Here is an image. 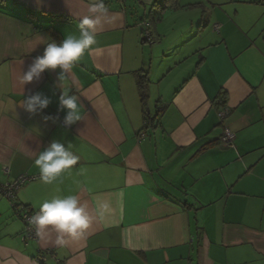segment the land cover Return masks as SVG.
I'll use <instances>...</instances> for the list:
<instances>
[{"label": "crops", "instance_id": "crops-1", "mask_svg": "<svg viewBox=\"0 0 264 264\" xmlns=\"http://www.w3.org/2000/svg\"><path fill=\"white\" fill-rule=\"evenodd\" d=\"M155 1L0 0V183L40 176L34 160L60 142L77 164L52 184L27 182L13 205L38 211L76 195L92 217L78 239L59 244L45 231L22 241L25 227L0 196V264H34L46 251L54 258L42 264H264V5L179 0L161 14ZM100 2L107 14L92 49L62 77L57 68L25 83L44 47L78 35ZM150 11L153 44L142 41ZM144 74L155 118L147 129ZM65 87L83 117L69 127L58 110ZM37 92L51 102L29 113L24 100ZM224 130L235 135L232 147L220 144Z\"/></svg>", "mask_w": 264, "mask_h": 264}, {"label": "clouds", "instance_id": "clouds-1", "mask_svg": "<svg viewBox=\"0 0 264 264\" xmlns=\"http://www.w3.org/2000/svg\"><path fill=\"white\" fill-rule=\"evenodd\" d=\"M90 11L98 13L85 16L79 21V34H69L61 42H49L43 49L42 55L36 56L22 79L25 83L39 80L45 70H61L59 77L71 69L92 46L97 43L95 28L101 24L102 16L107 14V9L102 2L93 3ZM59 109L65 112L63 125L69 127L82 120L79 98L70 94V89L65 87L59 95ZM50 98L41 93L29 95L23 103L26 111L39 114L50 104ZM58 119V117H46ZM78 157L64 144L53 141L46 149L41 151L34 160V166L39 169L41 180L44 184H52L65 170L77 164ZM92 222V217L86 210V205L81 204L76 195L56 197L39 205V210L29 218V223L35 226L37 235L45 231L57 234V243L63 244L64 237L73 240L83 236Z\"/></svg>", "mask_w": 264, "mask_h": 264}, {"label": "built area", "instance_id": "built-area-1", "mask_svg": "<svg viewBox=\"0 0 264 264\" xmlns=\"http://www.w3.org/2000/svg\"><path fill=\"white\" fill-rule=\"evenodd\" d=\"M142 40L152 44L151 34L148 28V24L145 22L142 23ZM228 114V109L223 107L218 111V117L220 120H223L225 116ZM62 126L63 123H62ZM66 127V126H64ZM140 139L144 138V134L141 132L139 134ZM235 138L234 133L229 130H224L222 137L220 138V144L223 146L232 147L233 140ZM2 173L4 175L9 174V170L7 167L2 168ZM41 178V177H40ZM37 179V177L29 176L27 174H22L16 177L12 181H6L4 183H0V196L6 199L12 207H14L16 218L23 224L25 227V234L22 237V241L27 240H37L38 235L35 229V226L29 223V218L34 215L37 211H33L30 208L23 207H15L13 205V199L15 197L16 192L24 186L27 182ZM45 256L53 257L52 252L46 251L44 254H39L34 259V264H42L46 258ZM54 258V257H53ZM54 264H63L62 262L54 259Z\"/></svg>", "mask_w": 264, "mask_h": 264}, {"label": "trees", "instance_id": "trees-1", "mask_svg": "<svg viewBox=\"0 0 264 264\" xmlns=\"http://www.w3.org/2000/svg\"><path fill=\"white\" fill-rule=\"evenodd\" d=\"M258 2L262 5H264V0H258ZM195 6V5H194ZM190 7V6H189ZM181 6L179 5V0H156L153 5H152V9H156L159 13L163 14L164 12L167 11H176L178 9H180ZM152 11V10H151ZM151 11L149 12L148 17H146L145 19V23L148 24V28H149V22L148 20H150V16H151ZM143 23V22H142ZM142 25V24H141ZM150 31V28H149ZM52 36L56 39H59V36L56 33H53ZM58 38H57V37ZM155 39V38H154ZM154 39L151 36V40H152V44L154 43ZM143 42H145L144 40H142ZM148 43V42H147ZM149 81L147 79V75H137V88H138V93H139V97H140V101L142 103V106L144 108V129H147L148 127L153 125V121L155 118L150 116L149 113V109L148 106L146 105V100H147V87H148ZM214 104L217 108H222L225 105V97L223 96V94H219V96L215 99ZM219 111V110H218ZM141 133V132H140ZM139 133V134H140ZM143 133V132H142ZM22 175V174H21ZM18 177V176H17ZM35 177V176H33ZM37 179H40V176L37 177ZM14 180V179H13ZM36 180V179H35ZM23 187V186H22ZM21 187V188H22ZM20 188V189H21ZM19 189V190H20ZM18 190V191H19ZM17 191V192H18ZM16 192V193H17ZM16 197V194H15ZM14 197V199H15ZM3 198V197H2ZM13 199V200H14ZM6 200V199H5ZM7 201V200H6ZM8 202V201H7ZM23 208H29V207H25L22 206ZM14 210V207H12ZM32 210V209H31ZM34 211V210H33Z\"/></svg>", "mask_w": 264, "mask_h": 264}, {"label": "rangeland", "instance_id": "rangeland-1", "mask_svg": "<svg viewBox=\"0 0 264 264\" xmlns=\"http://www.w3.org/2000/svg\"><path fill=\"white\" fill-rule=\"evenodd\" d=\"M125 5H126V8H130V5L128 3H126Z\"/></svg>", "mask_w": 264, "mask_h": 264}]
</instances>
